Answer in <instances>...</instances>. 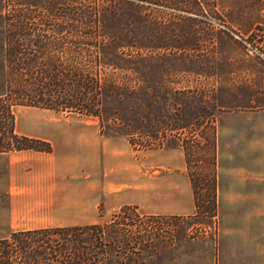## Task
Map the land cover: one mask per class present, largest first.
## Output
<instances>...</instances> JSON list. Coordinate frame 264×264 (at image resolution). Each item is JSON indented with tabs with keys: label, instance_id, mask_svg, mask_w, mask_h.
Returning a JSON list of instances; mask_svg holds the SVG:
<instances>
[{
	"label": "trees",
	"instance_id": "1",
	"mask_svg": "<svg viewBox=\"0 0 264 264\" xmlns=\"http://www.w3.org/2000/svg\"><path fill=\"white\" fill-rule=\"evenodd\" d=\"M36 1L44 10L40 18L7 19L3 25L7 49L0 68V153L52 149L46 139L15 131L14 106L96 116L100 127L105 120L108 127L121 130L136 150L173 140L183 153L194 215L214 218L216 127L223 111L217 88L165 84L156 50H196L197 40L185 44L178 38L161 39L156 32L150 36L152 25V30L159 28L160 16L144 10V5L166 6L197 16L211 0ZM33 30L50 32L41 36L51 41L64 32L66 67L51 64L53 55L44 57L43 43L38 51L25 48ZM36 57H43L41 65L33 64ZM149 57L151 67L146 64ZM191 154L199 155L194 162ZM190 164L203 166L200 176ZM200 186L204 197L197 194ZM136 210L123 204L102 222L11 231L0 237V264H124L125 251L137 253L152 241L150 224Z\"/></svg>",
	"mask_w": 264,
	"mask_h": 264
},
{
	"label": "rangeland",
	"instance_id": "2",
	"mask_svg": "<svg viewBox=\"0 0 264 264\" xmlns=\"http://www.w3.org/2000/svg\"><path fill=\"white\" fill-rule=\"evenodd\" d=\"M41 7L36 0H0V68L1 56L7 49L3 44L5 21L40 18L44 11ZM203 8V15L188 16L170 7L144 5L146 14L160 16L159 28L152 30V25L149 35L156 32L161 39L178 38L185 44H190L193 38L197 40L196 50L188 47L156 50L165 69L163 81L168 86L217 88V101L223 111L218 115L216 148H220L229 173L237 176L238 182L231 183L233 191L246 194L238 198L241 211L248 215L259 209L264 216V3L211 0ZM32 33L25 48L38 51V44L43 43L40 51L45 52L44 57L53 55L51 64L66 67L64 32L56 35L55 41L41 36L50 34L45 30ZM148 54L154 55L152 51ZM42 63L43 57H36L33 62L37 66ZM146 64L151 67L153 58L149 57ZM12 113L17 133L45 138L57 150L61 149L62 134L68 129L73 131L72 142L74 131L92 129L102 137L112 138V149L127 150L132 162L129 178L135 180L138 176L135 174L140 173L141 180L133 189H126V193L136 195L140 192L137 186L142 189L144 199L135 205L136 213L150 224L152 241L137 253L125 251L128 259L124 264H191V261L210 264V245L200 242H216L217 222L215 217L194 215L183 153L173 140H164L161 147L152 145L150 149L136 150L121 130L108 127L105 120L100 127L96 116L30 106H14ZM196 130V139L201 140ZM13 152L0 153V237L21 229L102 222L121 206L105 207L100 202L85 207L82 199L68 190L65 199L57 197L51 206L40 207L30 189L21 188L35 186L38 179L30 176L27 162ZM198 156L191 154L190 159L194 162ZM119 162L112 160L111 165ZM189 168L200 176L203 166L190 164ZM197 194L204 197L206 191L200 186ZM247 225L252 228L253 222L248 221Z\"/></svg>",
	"mask_w": 264,
	"mask_h": 264
},
{
	"label": "crops",
	"instance_id": "3",
	"mask_svg": "<svg viewBox=\"0 0 264 264\" xmlns=\"http://www.w3.org/2000/svg\"><path fill=\"white\" fill-rule=\"evenodd\" d=\"M74 132L75 143L72 142L73 131H64L60 150L52 147L50 152H13L27 162L30 176L35 175L38 179L35 186H21L22 191L30 189L39 206L44 208L51 206L57 197L65 199L68 190L81 198L85 207H93L100 202L105 207L141 204L144 194L140 186H137L138 194L126 193V189H133L132 186L141 180L140 173L135 174L138 175L135 180L129 178L132 162L127 150L118 152L112 149V138L102 137L92 129ZM112 160L120 162L111 165ZM215 172L216 242H200L210 245V264H264L263 213L259 209H253L254 212L248 215L241 211L238 198L246 194L233 191L232 180L237 183L238 179L229 173L220 148H216ZM14 185L17 187L16 183ZM248 221L253 222L252 228L247 225ZM184 257L181 256L182 259ZM190 263L202 264L200 261Z\"/></svg>",
	"mask_w": 264,
	"mask_h": 264
}]
</instances>
